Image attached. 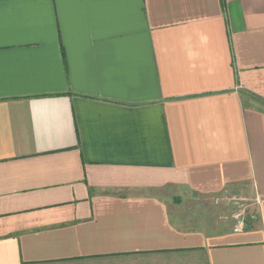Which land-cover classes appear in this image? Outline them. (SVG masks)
Returning <instances> with one entry per match:
<instances>
[{"label": "crops", "instance_id": "obj_1", "mask_svg": "<svg viewBox=\"0 0 264 264\" xmlns=\"http://www.w3.org/2000/svg\"><path fill=\"white\" fill-rule=\"evenodd\" d=\"M0 264H264V0H0Z\"/></svg>", "mask_w": 264, "mask_h": 264}, {"label": "built area", "instance_id": "obj_2", "mask_svg": "<svg viewBox=\"0 0 264 264\" xmlns=\"http://www.w3.org/2000/svg\"><path fill=\"white\" fill-rule=\"evenodd\" d=\"M218 200L232 201L236 206L231 214V217L235 219V224L233 225L235 231H242L247 227L248 222V212L252 207L260 204L259 198H243L238 195L224 194Z\"/></svg>", "mask_w": 264, "mask_h": 264}, {"label": "rangeland", "instance_id": "obj_3", "mask_svg": "<svg viewBox=\"0 0 264 264\" xmlns=\"http://www.w3.org/2000/svg\"><path fill=\"white\" fill-rule=\"evenodd\" d=\"M238 196H241L243 198H250V197H248V196L246 197L244 195H238ZM219 201H223V200H219ZM215 202H217V201H215ZM225 202H226V204H229V206L231 208L229 210L230 211V217H229V219H224V220H229V221L233 222V225H234L235 224V219L231 218V214L234 211L236 205L232 201H225ZM185 203L187 205V206L185 205L186 210L187 211H192L193 213H197L198 210L201 207L200 206L201 203H198L195 199H186V202ZM201 209H204V208L201 207ZM174 221H176L178 224H181L182 222L185 223V220H182V222H181L179 219H174ZM186 221L187 222L185 224H183L184 226H187V227H195V226H197V224H195L193 222L191 223V221H198V219H189V220H186Z\"/></svg>", "mask_w": 264, "mask_h": 264}]
</instances>
